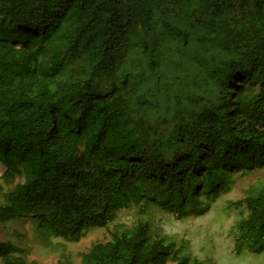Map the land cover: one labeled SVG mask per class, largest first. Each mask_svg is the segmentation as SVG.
<instances>
[{"label":"trees","instance_id":"trees-1","mask_svg":"<svg viewBox=\"0 0 264 264\" xmlns=\"http://www.w3.org/2000/svg\"><path fill=\"white\" fill-rule=\"evenodd\" d=\"M0 163V225L44 241L129 206L207 212L264 167V0H0ZM243 193L235 248L262 251L264 180ZM28 253L0 240V264ZM80 264L201 262L139 220Z\"/></svg>","mask_w":264,"mask_h":264},{"label":"rangeland","instance_id":"rangeland-1","mask_svg":"<svg viewBox=\"0 0 264 264\" xmlns=\"http://www.w3.org/2000/svg\"><path fill=\"white\" fill-rule=\"evenodd\" d=\"M3 170L0 163V175ZM234 176L233 190L215 201L206 200L209 209L199 216L178 217L157 206H150L140 213L138 206H129L117 211L108 227H88L78 241L52 235H47L44 241L34 233L31 220L10 223L7 227L0 225V240L8 237L25 243L29 248L28 258L37 264H55L58 259L69 264H80V254L92 243L108 239L113 225L130 226L140 220L148 223L150 234L165 233L177 243L183 242L184 251L201 264H264V249L252 251L244 246L238 250L233 236V225L240 215L233 202L243 198V191L249 184L264 180V167L248 172L238 171ZM1 185L3 182L0 180ZM12 186L4 184L3 191L0 189V203L4 190ZM14 231L17 235H13ZM20 233H25V237H18Z\"/></svg>","mask_w":264,"mask_h":264}]
</instances>
